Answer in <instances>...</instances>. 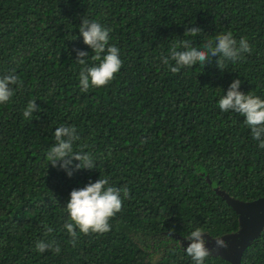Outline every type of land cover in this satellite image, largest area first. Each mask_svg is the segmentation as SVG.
Masks as SVG:
<instances>
[{
  "label": "trees",
  "instance_id": "obj_1",
  "mask_svg": "<svg viewBox=\"0 0 264 264\" xmlns=\"http://www.w3.org/2000/svg\"><path fill=\"white\" fill-rule=\"evenodd\" d=\"M82 17L111 29L123 61L108 86L87 92L74 51L93 63ZM191 26L202 32L185 36ZM227 31L247 37L252 52L224 70L217 57L175 74L161 62L177 41L203 49ZM8 74L22 86L0 104V264H193L183 249L194 228L218 237L239 227L220 190L264 196V149L243 117L217 103L236 79L264 98V0H0V76ZM33 99L40 111L29 120L22 113ZM61 124L77 128L74 150L89 152L95 168L68 177L48 164ZM99 176L130 198L109 232L78 233L73 246L63 206ZM39 240H55L59 254L38 252ZM240 263L264 264V228ZM204 264L231 262L212 253Z\"/></svg>",
  "mask_w": 264,
  "mask_h": 264
},
{
  "label": "clouds",
  "instance_id": "obj_2",
  "mask_svg": "<svg viewBox=\"0 0 264 264\" xmlns=\"http://www.w3.org/2000/svg\"><path fill=\"white\" fill-rule=\"evenodd\" d=\"M78 32L83 38V43L89 46L93 53L91 56L93 63L89 65V53L74 49L75 61L81 65L78 75L80 90L87 92L90 88L108 86L123 64L119 48L109 42L111 29L82 17ZM201 32L199 26H191L185 29L184 35L195 36ZM214 41V44L207 43L203 49L194 47L188 39L177 41L172 44L168 55L161 57V62L175 74L181 69L197 64L204 66L211 57H217V67L224 70L226 61L235 63L244 59L243 54L252 52L247 37L237 40L231 31L216 35ZM240 84L239 79L230 83L226 94L220 96L218 107L222 112L231 111L243 117V123L250 129L252 139L258 142L259 148L264 149V98L249 92H241ZM21 86L22 81L15 74L0 76V104L8 103L15 90ZM34 111L40 109L37 108L35 99L29 100L23 110V117L31 120ZM53 137L54 143L46 152V159L52 167L64 170L68 177L75 171L91 170L96 167L93 156L83 147L74 150V144L80 139L76 127L61 124L55 128ZM129 198V189L126 186L118 188L111 185L107 176L103 178L99 176L95 182L89 180L83 187L73 188L63 206L67 219L62 227L71 237L70 243L75 246L78 233L102 235L109 232L110 220L123 210L124 200ZM42 226L45 236L53 232L46 223ZM185 239L188 245L183 250L193 264H204L213 252L228 248V243L220 237L212 239L213 246L209 248L205 231L200 227L194 228ZM177 243L181 247V242ZM35 248L40 253L49 250L56 254L60 252V246L55 240H39Z\"/></svg>",
  "mask_w": 264,
  "mask_h": 264
},
{
  "label": "water",
  "instance_id": "obj_3",
  "mask_svg": "<svg viewBox=\"0 0 264 264\" xmlns=\"http://www.w3.org/2000/svg\"><path fill=\"white\" fill-rule=\"evenodd\" d=\"M219 192L238 213L239 227L235 231L218 236L228 243V248L213 253L228 259L231 264H241L243 250L264 228V196L248 201L241 200L247 202L243 204L235 200V197L229 195L226 191L220 190ZM253 207L257 210L258 215H251L250 209ZM207 246L209 248L213 246L212 240L208 241Z\"/></svg>",
  "mask_w": 264,
  "mask_h": 264
},
{
  "label": "rangeland",
  "instance_id": "obj_4",
  "mask_svg": "<svg viewBox=\"0 0 264 264\" xmlns=\"http://www.w3.org/2000/svg\"><path fill=\"white\" fill-rule=\"evenodd\" d=\"M234 199L237 200V201L240 202V203H243V204L247 203V202H245V201H241V200H239V199H237V198H234ZM254 207H255V206H254ZM254 207L250 209V210H251V215H258V212H257V210L254 209ZM205 235L207 236V237L205 238L206 241H211L212 238H215V237H211V236L208 235V234H205Z\"/></svg>",
  "mask_w": 264,
  "mask_h": 264
}]
</instances>
